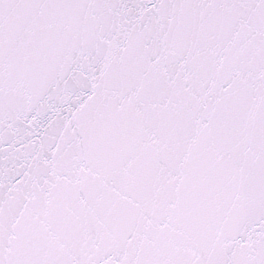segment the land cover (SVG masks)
<instances>
[{"label":"snow or ice","instance_id":"obj_1","mask_svg":"<svg viewBox=\"0 0 264 264\" xmlns=\"http://www.w3.org/2000/svg\"><path fill=\"white\" fill-rule=\"evenodd\" d=\"M0 264H264V0H0Z\"/></svg>","mask_w":264,"mask_h":264}]
</instances>
